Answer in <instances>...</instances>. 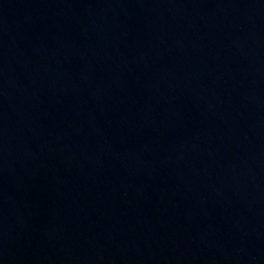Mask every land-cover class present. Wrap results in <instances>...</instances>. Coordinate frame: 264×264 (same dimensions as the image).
<instances>
[{"label": "water", "instance_id": "95a60500", "mask_svg": "<svg viewBox=\"0 0 264 264\" xmlns=\"http://www.w3.org/2000/svg\"><path fill=\"white\" fill-rule=\"evenodd\" d=\"M0 264H264V0H0Z\"/></svg>", "mask_w": 264, "mask_h": 264}]
</instances>
